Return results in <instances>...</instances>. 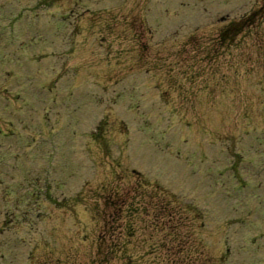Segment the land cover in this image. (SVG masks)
Listing matches in <instances>:
<instances>
[{
	"label": "rangeland",
	"instance_id": "obj_1",
	"mask_svg": "<svg viewBox=\"0 0 264 264\" xmlns=\"http://www.w3.org/2000/svg\"><path fill=\"white\" fill-rule=\"evenodd\" d=\"M6 1L14 11L0 19V162L14 169L10 195L0 193V264H187L188 251L213 253L223 240L237 255L243 240L230 233L251 235L264 218V16L223 49L211 42L264 0H38L34 15L37 0ZM76 1L104 18L86 29L72 17L84 29L73 41L63 19ZM87 62L120 97L110 118L126 119L101 121L111 135L99 131L93 165L80 163L81 143L60 139L73 129L59 128ZM55 103L58 125L44 111ZM124 130L132 144L119 140ZM50 144L54 152L39 155ZM171 234L188 240L183 248Z\"/></svg>",
	"mask_w": 264,
	"mask_h": 264
}]
</instances>
